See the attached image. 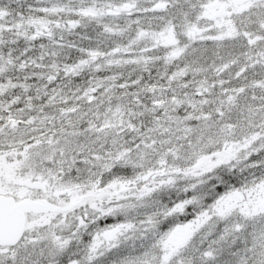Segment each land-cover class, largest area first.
Listing matches in <instances>:
<instances>
[{
  "label": "snow or ice",
  "instance_id": "snow-or-ice-1",
  "mask_svg": "<svg viewBox=\"0 0 264 264\" xmlns=\"http://www.w3.org/2000/svg\"><path fill=\"white\" fill-rule=\"evenodd\" d=\"M0 264H264V0H0Z\"/></svg>",
  "mask_w": 264,
  "mask_h": 264
}]
</instances>
